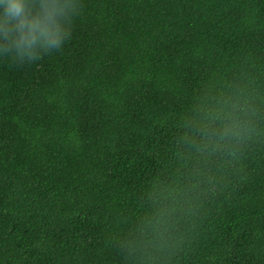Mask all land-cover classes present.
<instances>
[{"label": "trees", "instance_id": "trees-1", "mask_svg": "<svg viewBox=\"0 0 264 264\" xmlns=\"http://www.w3.org/2000/svg\"><path fill=\"white\" fill-rule=\"evenodd\" d=\"M235 88L256 132L205 147ZM161 189L163 241L130 249ZM0 264H264V0H82L59 51L0 58Z\"/></svg>", "mask_w": 264, "mask_h": 264}, {"label": "clouds", "instance_id": "clouds-1", "mask_svg": "<svg viewBox=\"0 0 264 264\" xmlns=\"http://www.w3.org/2000/svg\"><path fill=\"white\" fill-rule=\"evenodd\" d=\"M82 14V0H0V58L12 67L28 65L59 51L72 37ZM198 131L205 147L215 149L257 130V99L245 88L218 93L198 109ZM174 193L161 189L153 207L128 240L130 249L158 245L170 227L169 202Z\"/></svg>", "mask_w": 264, "mask_h": 264}]
</instances>
